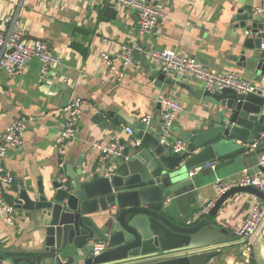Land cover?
<instances>
[{"label":"crops","instance_id":"obj_1","mask_svg":"<svg viewBox=\"0 0 264 264\" xmlns=\"http://www.w3.org/2000/svg\"><path fill=\"white\" fill-rule=\"evenodd\" d=\"M156 1L165 16L152 32L141 34L136 12L108 0H0L1 30L10 29L17 18L26 30L25 43L46 42L61 59L47 70L33 58L20 75L0 73V138L18 118H31L23 145L9 150L6 158V169L14 178L12 189L6 193L11 204L23 185H36L40 179L49 183L59 174H66L67 165L75 172H94L105 162H101L93 143L107 144L121 136L126 146L131 145L133 135L125 127L142 124L147 114L152 115L148 126L160 130L165 110L163 97L178 99L182 105L170 128L172 139L183 140L184 131L203 124L212 115L218 104L190 92L205 88L203 82L175 72L164 73L165 80H161L153 51L171 49L198 58L213 72L235 71L262 85L239 66L246 31H252L255 20L247 19L243 27L242 20L235 17L241 9L254 15V9L263 7L264 0ZM124 43L142 50L136 51L134 65L119 81L101 53H115ZM75 97L86 101L79 131L77 138L61 149L57 137L66 119L63 109ZM258 165L259 156L215 171H201L189 187L166 195L169 202L165 210L175 221L188 224L215 200L217 178L238 183L245 169L251 174L261 172ZM256 197L249 193L231 196L218 215L210 217L211 221L236 234L258 200ZM25 214L16 209L14 225L0 217V253L33 259L43 250V236ZM241 247L244 244L222 250L212 263L222 264L220 259L227 256L225 264H250L252 255L255 264L264 263L263 250L254 246L245 251L244 258L238 255ZM42 263L56 262L47 258Z\"/></svg>","mask_w":264,"mask_h":264},{"label":"water","instance_id":"obj_2","mask_svg":"<svg viewBox=\"0 0 264 264\" xmlns=\"http://www.w3.org/2000/svg\"><path fill=\"white\" fill-rule=\"evenodd\" d=\"M235 18L243 27L247 19L255 20L239 66L262 85L247 93L233 88L190 89L218 108L203 124L182 133L185 147L179 152L174 151L171 133L168 142H162L161 129L142 123L133 127L132 144L120 159L109 160L94 172H75L67 165V185L58 176L46 184L40 179L36 185H23L14 207L40 231L44 248L33 259L0 253V264H41L47 258L57 264H213L222 250L245 243L210 217L237 193L264 200V191L254 186L230 188L209 217L191 224L175 221L165 210L166 195L193 184L198 173L190 172L196 167L215 162L223 168L264 153V20L242 9ZM165 76L160 74V79ZM258 168L264 172L263 166ZM97 240L107 247L95 255ZM255 247L263 250L264 262V224ZM245 251L241 247L238 255L246 258ZM220 260L225 264L228 259Z\"/></svg>","mask_w":264,"mask_h":264},{"label":"built area","instance_id":"obj_3","mask_svg":"<svg viewBox=\"0 0 264 264\" xmlns=\"http://www.w3.org/2000/svg\"><path fill=\"white\" fill-rule=\"evenodd\" d=\"M110 4L121 5L127 9L136 12L138 17L139 32L146 34L152 32L157 26L159 20L165 16L161 4L156 0H108ZM255 15L264 20V6L254 9ZM264 32V30H262ZM246 33L253 36V32L247 30ZM26 30L22 23L14 18L10 29L4 31L0 29V73L2 71L11 76H17L23 73L28 62L37 58L41 62L45 70L60 63L61 59L55 55L46 42L37 41L33 44H27L23 41ZM264 44V43H263ZM142 50L141 47L124 43L115 53H101V58L113 72L116 78L121 81L126 73L134 65L135 52ZM158 65L161 73H178L188 78H195L203 82L204 87L210 91L221 90L224 88H233L239 92H253L258 85L243 78L238 72L219 73L213 72L203 64L201 60L195 57L182 55L171 49H160L151 53ZM119 63V64H118ZM161 103L164 106L163 125L160 128L162 142H168L170 136V128L176 115L181 111L182 105L178 99L163 97ZM86 101L81 97H75L63 109L66 119L62 125L61 132L57 137V143L60 148L74 141L79 131V122L83 113ZM31 118L20 117L12 122L0 138V217L9 225L15 224L16 209L11 204L6 193L12 189L14 184L13 176L6 169V158L9 150L18 148L24 143V132L28 127ZM152 115L147 114L142 118V123L150 125ZM125 131L133 135V127L126 126ZM140 144V140L137 141ZM93 147L101 154V162L120 159L125 151L126 144L121 136L115 137L107 144L100 142L93 143ZM185 147V141L175 139L174 151L179 152ZM62 151V150H61ZM259 164L264 167V153L259 155ZM64 168V163H61ZM217 164L215 162H207L196 167L190 172L195 175L201 171H215ZM58 181L64 185L68 184L66 174H59ZM237 185L254 186L264 191V172L251 174L248 169L244 170V175L238 183H226L222 178H217L215 182L216 198L210 202L200 213L192 217L188 224L198 221L201 217L210 213L218 198L227 190ZM256 199H258L256 197ZM169 202V198L165 200V204ZM264 224V200H257L246 217L243 224L236 231V235L245 239L244 246L247 251H251ZM107 247L106 242L97 240L93 243V254L98 255ZM160 257V256H159ZM152 259V258H147ZM56 264V263H41Z\"/></svg>","mask_w":264,"mask_h":264},{"label":"trees","instance_id":"obj_4","mask_svg":"<svg viewBox=\"0 0 264 264\" xmlns=\"http://www.w3.org/2000/svg\"><path fill=\"white\" fill-rule=\"evenodd\" d=\"M250 264H255V259L253 255L251 256Z\"/></svg>","mask_w":264,"mask_h":264}]
</instances>
